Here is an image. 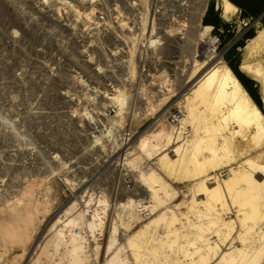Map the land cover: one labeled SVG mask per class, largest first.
I'll use <instances>...</instances> for the list:
<instances>
[{
  "label": "rangeland",
  "instance_id": "obj_1",
  "mask_svg": "<svg viewBox=\"0 0 264 264\" xmlns=\"http://www.w3.org/2000/svg\"><path fill=\"white\" fill-rule=\"evenodd\" d=\"M24 2L33 4L27 11L35 16L40 9L56 10L60 3L66 4L74 27L86 25L85 20L92 21L97 12L114 16L120 12L122 27L147 33L163 29L162 49L156 53L160 65L151 76L134 81L132 63L115 69L116 76L130 80L118 78L119 90L133 85L144 92L126 91L95 101L98 144L88 135L92 131L84 121L83 98L46 93L51 88L64 90L68 83L64 68L36 64L32 55L27 58L32 62H27L17 50L30 53L29 46L16 39L18 3ZM219 5L220 0H0V264H190L187 255L196 228L207 226L209 218L199 204L205 193L193 187L205 176L216 175L222 188L220 175L246 163L248 154L253 159L255 153L264 152V136L257 133L253 121L238 125L231 120L223 136L239 151L238 161L199 178L164 170L167 159L176 160L185 149L190 154L196 141L211 137L220 141L211 126L213 96L205 102L193 96L213 67L231 74L248 107L264 123L261 85L246 76L253 72L264 80V17L240 15L241 25L225 22ZM205 26L213 28L207 35ZM76 40L80 46L82 40ZM237 76L247 82L256 101ZM111 97L120 98L122 104ZM175 112L180 118L171 121ZM123 134L132 135V142L119 151L116 138ZM144 138L158 151H141ZM245 146L250 152L243 154ZM121 168L133 180L131 192L122 186ZM253 178L258 183L264 180L256 174ZM222 193L226 207L218 208L215 226L195 242L216 245L207 264H223L221 258L230 253V246L242 247L241 213L225 189ZM260 207L263 218L255 230L264 235V198ZM221 222L232 228L225 238L226 230H217ZM258 264H264V256Z\"/></svg>",
  "mask_w": 264,
  "mask_h": 264
},
{
  "label": "bare ground",
  "instance_id": "obj_2",
  "mask_svg": "<svg viewBox=\"0 0 264 264\" xmlns=\"http://www.w3.org/2000/svg\"><path fill=\"white\" fill-rule=\"evenodd\" d=\"M220 2L222 19L225 22L232 21L234 23H240L238 19L240 16L238 9L227 0H220ZM158 15L163 16L162 13H159ZM93 18H91L92 21ZM114 19L117 26L125 28V26H120L121 24L119 23L123 19H120L119 17H115ZM212 29L211 26H205V35L210 33ZM138 37L140 38V36ZM130 41L135 48L137 43L132 38ZM209 52L214 53L216 50H211ZM150 66L154 67V65ZM246 76H249L250 79L259 80L263 98L262 107H264V80H261L258 75L253 72L246 74ZM209 89H212L211 94L207 92ZM229 90L230 92L228 93ZM117 92L118 93L111 96L123 94L121 90H118ZM211 95L213 96V100L209 107L211 110V126L215 135L217 134L218 138H220V141L215 140L214 137L208 138L205 141L201 140L198 143L196 141L193 143L194 147H192V152L190 154L185 149L182 150L179 155H176L179 152L178 149V152L176 151L175 154L176 160H166L164 164L165 171H169L170 173L178 172L187 179L199 178L206 173L213 171V169L216 170V167L218 168L220 165L222 166V164L226 167L229 166V164L238 161L239 151L236 150L229 137L223 136L224 132L229 130L228 127L231 120L235 121L238 125H244L253 121L257 133L264 136V123H260V117L257 111L254 108L250 109L248 107L244 97L239 92V86L232 79L229 72L219 71L216 67L211 68L206 77L200 81L199 86L193 93V96L200 102H205ZM222 98H226L227 103H221ZM110 100L114 103L122 104V100L118 97H111ZM227 106H229V108H227ZM221 107L225 108L223 114ZM251 117L252 120L249 121ZM229 135H232V133ZM94 139L95 142L100 140L99 138ZM201 143L203 144L202 146ZM247 147L248 146H245L243 154L250 152L247 150ZM139 148L141 151L147 149V152L150 150L158 151V149L149 144L145 138L140 141ZM250 155L251 154H248L246 156L248 158L246 163L237 166L235 171L228 170L224 177L220 175L223 186L222 188L228 193L232 205H237L239 208L238 212L241 213V217L238 218V224L241 229L238 233V239L242 247L235 250L230 246L228 248L230 253L221 258L223 264H258L259 260L264 256V242H261L264 240V235H258L255 230V227H258V222L263 218L261 215L260 198H264V180H261L262 182L258 183V181L256 182L253 178L255 174L264 178V152L260 154L255 153L256 156L253 159ZM261 163L263 166L260 165ZM189 168H191V170H189ZM146 176H148L147 178L149 179L152 178V175ZM200 181L201 182L194 186L193 189L205 193V200L199 204L202 205L209 218L207 226L204 228H196V233L192 240L193 243H191L193 249L187 255L190 264H207L211 260L209 257V251L214 250L216 245L211 248L209 246H204L206 241L202 244H196L195 242H200V239L202 237L204 238V233L211 231L213 226H215L218 216V208L226 207L225 198L222 193L223 189L219 185L216 175H207ZM207 185H209V187H207ZM221 227L226 230V233L223 234V236L221 235L225 238L231 232L232 228L230 225L223 222L218 225L217 230ZM217 230L213 231H216V234H219V231ZM248 242L250 246L247 245ZM204 248H206L205 253H203L204 251L202 250Z\"/></svg>",
  "mask_w": 264,
  "mask_h": 264
},
{
  "label": "built area",
  "instance_id": "obj_3",
  "mask_svg": "<svg viewBox=\"0 0 264 264\" xmlns=\"http://www.w3.org/2000/svg\"><path fill=\"white\" fill-rule=\"evenodd\" d=\"M24 3L21 6L18 3L21 15L20 33L16 39L21 46L27 44L30 48V53L27 54L24 49L20 50L19 47L17 50L20 51L21 57L26 59L27 62H32L33 60L36 64L47 65L48 63L49 65L64 68L66 75H68V83L64 90L59 91L51 88L46 93L68 98H83L85 106L81 108L85 114L84 121L92 131L88 135L94 140V136H97L94 133H98L97 126L100 123L95 101L97 98L118 93L119 88L117 87L120 85L116 82L119 83V79L130 81L128 76L119 78L115 75V69L120 64L128 65L132 63L134 65V81L141 82L152 75L156 66L160 65V62L157 61L161 56L156 53H159L162 49L163 29L156 28L147 33L134 26L121 28L117 26L114 19L115 17L124 19L120 12H115V16L109 12H97L93 21L85 20L86 25L74 27L71 25V11L66 4L60 3L56 10L40 9V15L35 16L27 11L32 8L33 4L31 6L27 5L26 2ZM30 16L31 18H29ZM27 20L30 21L31 26L27 23ZM161 20L162 17L160 16L158 21ZM23 23L25 24V29L22 28ZM77 28L81 30L76 32ZM23 33H25V36H22ZM77 37L82 40L80 46L77 43ZM131 38L137 43L135 48L130 41ZM31 55L34 58L28 60L27 58H31ZM39 59L43 61L41 62ZM150 65H154V67ZM105 66L106 69H104ZM105 72L111 74L105 75ZM32 85L38 86L39 84ZM123 91V93L127 91L128 94L144 92L141 88L137 90L133 85L126 89L123 88ZM88 104L94 107L89 108ZM169 117L171 121H178L180 113L175 112ZM131 140L132 135L130 134L117 136L116 143L120 145L118 150H127L132 142ZM95 143L98 144L99 141ZM118 172L125 191H133V180L131 177L123 171V168L118 169Z\"/></svg>",
  "mask_w": 264,
  "mask_h": 264
},
{
  "label": "crops",
  "instance_id": "obj_4",
  "mask_svg": "<svg viewBox=\"0 0 264 264\" xmlns=\"http://www.w3.org/2000/svg\"><path fill=\"white\" fill-rule=\"evenodd\" d=\"M237 7L242 16L254 18L264 17V0H227ZM220 6V5H219Z\"/></svg>",
  "mask_w": 264,
  "mask_h": 264
},
{
  "label": "trees",
  "instance_id": "obj_5",
  "mask_svg": "<svg viewBox=\"0 0 264 264\" xmlns=\"http://www.w3.org/2000/svg\"><path fill=\"white\" fill-rule=\"evenodd\" d=\"M238 77V76H237ZM240 77V76H239ZM238 77V78H239ZM240 80V78H239ZM242 82V84L246 87V89L248 90V92H250L251 96L253 97L254 101H256V99L254 98L253 94L251 93V91L249 90V87H247V82L244 81L243 79L240 80Z\"/></svg>",
  "mask_w": 264,
  "mask_h": 264
}]
</instances>
